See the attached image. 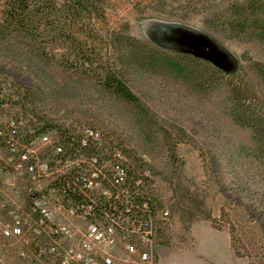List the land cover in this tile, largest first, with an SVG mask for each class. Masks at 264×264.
Returning <instances> with one entry per match:
<instances>
[{
  "label": "rangeland",
  "instance_id": "374dc122",
  "mask_svg": "<svg viewBox=\"0 0 264 264\" xmlns=\"http://www.w3.org/2000/svg\"><path fill=\"white\" fill-rule=\"evenodd\" d=\"M4 1L0 0V15ZM243 1L106 0L105 19L91 16L89 21L105 42L112 34L127 36L171 55L200 57L223 73L241 69L245 73L252 72L256 62L264 64V41L237 36L221 23L222 17L230 15L231 4ZM103 52L108 61L119 65L129 89L148 108L149 123L144 128L137 125L134 106L104 90L97 73L92 74L95 80L77 78L47 67L22 47L0 44V79L8 83L5 91L36 89L39 114L68 128L72 139L91 138L98 142V151L105 146L99 167L85 153L61 152L56 130L30 146L16 139L12 151L0 145V223L16 226L21 220L24 229L6 235L0 228V264H45L31 260L38 250L34 203L44 195L53 212L46 225L84 227L96 218L102 228L109 222L98 214H88L84 220L56 211L57 199L62 197L52 184L58 174L83 163L106 182L116 175L115 165H121L127 176L118 187L119 198L132 190L150 197L157 210L169 209L170 218L156 239L158 260L166 254L180 257L185 264L192 257L206 264H264V161L255 154L253 130L237 124L230 114L225 81L207 90H192L162 69H125L113 47ZM252 77L261 84L262 105L264 83ZM20 112L18 105L0 110V125H17ZM59 153L65 159L58 158ZM21 163L24 168L18 169ZM37 191L44 194L31 200ZM104 191L110 190L100 185L99 194ZM122 235L117 246L101 248L126 254Z\"/></svg>",
  "mask_w": 264,
  "mask_h": 264
},
{
  "label": "trees",
  "instance_id": "16d2710c",
  "mask_svg": "<svg viewBox=\"0 0 264 264\" xmlns=\"http://www.w3.org/2000/svg\"><path fill=\"white\" fill-rule=\"evenodd\" d=\"M105 10L106 0H5L0 15V44L22 47L47 67L66 74L70 72L77 78L95 80L92 74L97 73V80L104 90L112 91L119 99L134 106L137 125L143 128L149 123L146 122L149 117L148 108L129 89L119 65L105 58V47H113L119 53V62L125 69L130 66L143 71L162 69L172 79L192 90H207L208 87L225 81L231 98L230 114L237 124L253 130L256 140L255 154L264 161V102L260 105V83H264V64L256 62L252 72L243 73L241 69L234 73H223L221 69L200 57L189 53L171 55L127 36L112 34L109 41L105 42L89 21L91 16L104 20ZM229 10L230 15L221 18L223 26L234 31L237 36H257L264 41V0L235 2ZM252 75L259 79L260 85ZM7 84V81L0 79V110H5L8 105H18L22 112L18 113V120L15 121L18 126L0 125L2 147L12 151V147H16V139L30 146L40 136L56 130L60 134L58 147L61 152L65 151L68 155L79 151L90 157H98L99 154V161L97 158L94 165L101 166L100 153L105 146L98 151V142H93L91 138L86 140V144L83 143L85 139L82 136L72 139L68 128L57 124L47 115L39 114L36 89L26 87L24 91L15 93L5 91ZM31 115L36 119L31 118ZM25 121L27 123L23 125ZM171 138V133H168V142ZM59 155L58 158L65 159V154ZM93 170V167L83 163L58 174L59 178L52 187L59 190L65 205L80 208L82 204L86 205L90 201L84 194L81 183L76 180L81 172L91 173ZM124 170L127 176V171L125 168ZM114 177L108 182L100 179L102 185L110 191L99 194L97 204L93 205L94 212L99 213V217L103 219L124 215L128 206V198L123 193L121 198L114 197L116 189L119 190V184L114 182ZM135 183L136 179L133 185ZM126 192L131 200L138 201L143 198L135 195L132 190ZM43 194L37 191L30 199L34 201L35 196Z\"/></svg>",
  "mask_w": 264,
  "mask_h": 264
},
{
  "label": "built area",
  "instance_id": "2783aa9c",
  "mask_svg": "<svg viewBox=\"0 0 264 264\" xmlns=\"http://www.w3.org/2000/svg\"><path fill=\"white\" fill-rule=\"evenodd\" d=\"M83 143H87L86 139ZM59 150L61 149L59 148ZM91 158L97 161L96 156ZM17 168L23 169L24 164H19ZM29 168L36 170L34 165H30ZM115 168L116 175L113 180L120 185L126 177V172L119 164H116ZM1 174L0 171V176ZM98 174L94 170L91 173L83 171L76 180L81 183L84 194L90 200L86 205L82 204L80 208H77L65 205L62 199H57L56 211L70 219L78 217L85 220L88 218V214L99 215L93 210V205L97 204L99 198V186L102 185ZM115 194L114 197L119 198L118 190ZM123 194L128 198L126 212L118 217L110 216L109 222L102 228H99V219L96 218V220L91 219L90 223L84 227L82 224L78 227H73L71 224L46 225V221L51 218L53 212L48 209L50 199L44 195L35 202L34 208L39 217L35 219L34 232L44 235L49 231L51 238L49 241L37 244L38 250L31 258L32 262L45 264H120L119 262L129 261L140 264H158L156 239L161 225L169 220L170 211L168 208L161 211L157 210L150 197L143 196L137 201L131 200L127 192ZM0 228L6 235L19 234L24 230L21 220H17L16 226L12 223H0ZM121 234L126 240L124 241L126 254L118 255L113 250L107 251L101 248V245L108 248L117 246ZM133 237L135 241L130 240ZM99 255L102 261L99 260ZM22 264L27 263L23 261Z\"/></svg>",
  "mask_w": 264,
  "mask_h": 264
},
{
  "label": "crops",
  "instance_id": "0c3cea01",
  "mask_svg": "<svg viewBox=\"0 0 264 264\" xmlns=\"http://www.w3.org/2000/svg\"><path fill=\"white\" fill-rule=\"evenodd\" d=\"M36 235V244L39 245L40 242H43V241H49L50 240V234H49V231L46 232V234L44 235H41V234H35ZM45 237H48V240H45ZM181 258L178 257V256H175V255H161L160 256V262L159 264H185L183 261L180 260ZM193 260L191 261H188L187 264H206V263H203L202 261H200L199 259H197L196 257H192ZM120 264H138V263H135V262H129V261H126V262H119Z\"/></svg>",
  "mask_w": 264,
  "mask_h": 264
}]
</instances>
